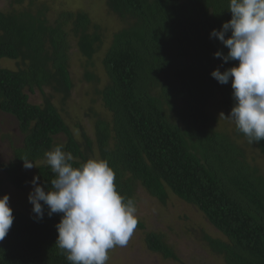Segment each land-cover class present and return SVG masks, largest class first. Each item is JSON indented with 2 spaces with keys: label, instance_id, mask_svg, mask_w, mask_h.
<instances>
[{
  "label": "trees",
  "instance_id": "16d2710c",
  "mask_svg": "<svg viewBox=\"0 0 264 264\" xmlns=\"http://www.w3.org/2000/svg\"><path fill=\"white\" fill-rule=\"evenodd\" d=\"M104 1L126 25L102 60L105 85L95 63L107 38L88 12L51 18L37 0H11L0 10V62L17 67L0 68V114L14 119L23 137L12 145V159L0 163V198L24 192L36 176L51 190L55 174L44 154L63 145L74 167L108 161L117 191L135 207L142 189L163 205L173 194L197 208L222 236L203 232L201 240L225 264H264V170L256 164L264 162V140L249 143L236 125L232 133L219 130L217 115L230 116L233 89L211 76L239 63L216 58L228 49L210 37L231 20L230 0ZM76 56L85 59L83 78L93 86L85 114L91 133L81 124L72 130L51 102L57 95L64 107L71 97ZM37 92L43 105L30 102L28 93ZM25 158L36 167L26 170ZM11 208L15 219L0 241V264H72L56 247L62 214L50 218L45 206L37 220ZM136 228L150 253L179 260L164 234L140 220Z\"/></svg>",
  "mask_w": 264,
  "mask_h": 264
},
{
  "label": "clouds",
  "instance_id": "9594fccd",
  "mask_svg": "<svg viewBox=\"0 0 264 264\" xmlns=\"http://www.w3.org/2000/svg\"><path fill=\"white\" fill-rule=\"evenodd\" d=\"M228 11L231 20L210 34L228 52L217 51L214 56L224 63H239L223 72L217 68L211 76L221 85L231 81L234 106L226 118L253 144L264 140V0H230ZM44 155L55 178L48 191L39 184V176L30 182L33 213L41 220L47 206L50 218L62 214L55 226L56 247L72 264H106L109 250L126 246L137 227L134 201L117 191L116 174L108 161L89 159L74 167L73 156L63 145ZM23 162L26 170L36 167L27 158ZM14 219L6 194L0 198V241L9 234Z\"/></svg>",
  "mask_w": 264,
  "mask_h": 264
},
{
  "label": "rangeland",
  "instance_id": "374dc122",
  "mask_svg": "<svg viewBox=\"0 0 264 264\" xmlns=\"http://www.w3.org/2000/svg\"><path fill=\"white\" fill-rule=\"evenodd\" d=\"M10 1L0 0V10L10 9ZM37 2L48 7L51 18L62 11L84 10L91 15L93 21L102 26L107 39L96 57L95 64L102 84L105 85L107 81L102 68V60L112 35L125 28L126 25L110 14L104 0H37ZM84 64L85 59L80 56H76L72 60L71 76L74 81V89L64 107L61 97L57 95L53 94L51 102L61 111L72 130L76 124H81L89 132L91 119L88 114H85L91 103L93 86L87 84L83 78ZM0 68L16 70L17 67L13 61L2 60ZM46 94L50 95L51 91H46ZM28 95L32 104H44L45 97L43 94L37 92L34 95L29 93ZM219 118L220 114L218 113L217 119ZM14 121L11 117L0 114V163H8L12 159V145L22 144L23 137ZM218 127L219 130L225 129L232 133L235 124L234 121L221 117ZM248 153L254 159L257 157L252 150ZM256 164L264 170L263 161L257 158ZM32 190V185H29L24 192L11 190L7 195H10L11 207L19 209L28 216L36 217L32 211L33 205L28 199ZM137 199L135 214L137 219L145 224L147 230L164 234L168 242L174 247L179 260H165L162 256L150 253L145 246L143 232L136 228L126 246H116L109 250V259L106 264H225L202 242L203 232L215 237L222 236L197 208L183 202L173 194H170L167 203L163 205L142 189L139 190ZM30 206L32 207L30 208Z\"/></svg>",
  "mask_w": 264,
  "mask_h": 264
}]
</instances>
